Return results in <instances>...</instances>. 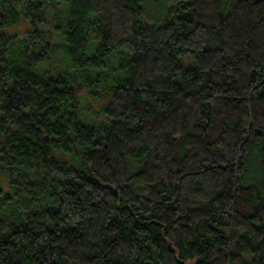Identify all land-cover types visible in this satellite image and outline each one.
Segmentation results:
<instances>
[{
	"label": "trees",
	"instance_id": "obj_1",
	"mask_svg": "<svg viewBox=\"0 0 264 264\" xmlns=\"http://www.w3.org/2000/svg\"><path fill=\"white\" fill-rule=\"evenodd\" d=\"M0 264H264V0H0Z\"/></svg>",
	"mask_w": 264,
	"mask_h": 264
},
{
	"label": "rangeland",
	"instance_id": "obj_2",
	"mask_svg": "<svg viewBox=\"0 0 264 264\" xmlns=\"http://www.w3.org/2000/svg\"><path fill=\"white\" fill-rule=\"evenodd\" d=\"M147 8H148V7H147ZM147 8L145 7L144 10H143V8H142V11H152V8H150V10L147 9ZM145 17H146V18H145ZM145 17L143 16V20L147 21L148 18H153L154 16H153V15H151V16H147V15H145ZM29 28H30V26H29L28 22L25 21V20H22V21H20L19 24H17L16 26H14V27L8 29V30L5 31V32H6V34H8L9 36H21V35H23L25 32H27V31L29 30ZM89 100L91 101L90 98H89ZM98 105H99V104L96 103V102H94V103L92 104L93 108H96ZM7 187H8L7 179L5 180V178L2 177V179H1V188H3V189L5 190V189H7ZM6 191H7V190H6Z\"/></svg>",
	"mask_w": 264,
	"mask_h": 264
}]
</instances>
